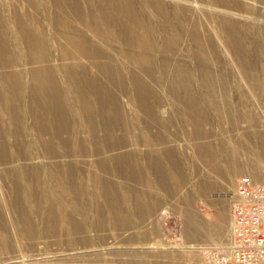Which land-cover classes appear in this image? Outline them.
Listing matches in <instances>:
<instances>
[{
  "label": "rangeland",
  "instance_id": "obj_1",
  "mask_svg": "<svg viewBox=\"0 0 264 264\" xmlns=\"http://www.w3.org/2000/svg\"><path fill=\"white\" fill-rule=\"evenodd\" d=\"M12 11L57 99L36 101ZM0 23L15 56L0 64V264H202L228 243L235 180L264 183V0H0Z\"/></svg>",
  "mask_w": 264,
  "mask_h": 264
},
{
  "label": "bare ground",
  "instance_id": "obj_2",
  "mask_svg": "<svg viewBox=\"0 0 264 264\" xmlns=\"http://www.w3.org/2000/svg\"><path fill=\"white\" fill-rule=\"evenodd\" d=\"M126 4V3H125ZM156 7H160V5H155ZM126 8V7H125ZM128 8V7H127ZM164 8V7H163ZM98 10H99V12H100V14H103V12H104V9L103 8H101L102 10H103V12L101 13V10H100V8H97ZM112 9H113V7H112ZM129 9V8H128ZM126 11L125 12H127V9H125ZM157 10V9H156ZM158 12V11H157ZM12 13H13V18H14V21H15V23H16V26H17V30H18V34L20 35V38H19V40H23L22 42H23V44L26 46V48H27V55H28V61L31 63V67H30V76H31V90L35 93V95H36V93H37V98H36V101L37 102H39V103H41V100H40V98L44 95V93L46 94H55L57 91H56V86H55V79L53 78V76H51L50 74H49V71H48V68H47V66H46V58L43 56V54H42V52H41V49L39 48L40 46L34 41V39H33V37H32V35H30L29 33V31L27 30V27L25 26V24L23 23V21L20 19V17H24V16H22V14H21V16H19V14L15 11H12ZM20 13V12H19ZM162 13H163V11H162ZM167 13V12H166ZM168 14V13H167ZM157 15H158V13H157ZM181 15V14H180ZM27 16V15H26ZM167 16V15H166ZM165 16V17H166ZM103 18H105V19H107L108 18V15H107V12H105L104 14H103ZM167 18V17H166ZM23 20H24V18H22ZM27 19V18H26ZM25 21V20H24ZM63 21L64 20H56V25H57V27L58 26H61V27H66L67 28V26L63 23ZM169 21V20H168ZM168 21H166V22H168ZM171 22V21H170ZM26 23V22H25ZM1 24V23H0ZM24 25V26H23ZM153 26H154V29H151L154 33H156V30L158 29V27L159 26H156L155 24H153ZM164 26L165 25H163L162 26V37L164 38V40L166 39L167 40V33L164 31ZM171 26V25H170ZM166 27V26H165ZM1 29H2V27H1ZM147 30L149 31V28L147 27ZM159 30H160V28H159ZM2 33H4L3 31H1ZM196 32H194V34H195ZM66 34H67V32H66ZM135 34H136V32H135ZM137 34H139V36H136L135 35V38L138 40V42L140 41V37H141V34L140 33H137ZM64 35V34H63ZM77 34H73L72 35V39H70V37H69V35H67V41L69 42V47H68V50H62L63 51V55L65 56V57H68V58H72V54H71V52H70V50H69V48L70 47H72V48H74L75 49V51L76 50H80L81 48H82V45H81V41L80 40H76V38H78L77 36H76ZM229 35V34H228ZM195 37V36H194ZM133 38V37H132ZM169 39V38H168ZM18 40V41H19ZM165 40V41H166ZM195 45L198 47V48H203V43H202V40L200 39V37H198L197 35H196V37H195ZM20 42V41H19ZM170 42L171 43H173V42H175L174 40H171L170 39ZM169 42V43H170ZM1 41H0V64H3V65H5V66H8L9 64H13V63H11V61H12V58H14L15 56H14V54H12V53H10L8 50H9V48H5L4 47V45H1ZM167 44H168V42H167ZM153 45L151 44V47H152ZM17 55V54H16ZM16 59H17V57H16ZM16 62V61H15ZM1 66V65H0ZM3 67V66H2ZM1 68V67H0ZM4 70V69H3ZM68 70V69H67ZM69 72H71V74L73 75V77L75 78L76 77V74H75V72L74 71H70V70H68ZM5 72H6V74L4 75L5 76V78H3V79H5V86L7 87V86H9L10 88H12L11 89V91L13 90V88H14V86H13V84L14 85H16L17 84V76L13 73V71L11 70V69H6L5 70ZM48 72V73H47ZM66 73H68V72H66ZM69 74V73H68ZM79 75V74H78ZM20 77V76H19ZM22 77V76H21ZM54 79V80H53ZM53 81H54V83H53ZM2 86H4V85H2ZM30 86V85H29ZM28 86V87H29ZM1 87V86H0ZM8 87V88H9ZM20 87V86H19ZM2 88V87H1ZM5 88V87H4ZM17 88V87H16ZM6 89V88H5ZM18 89V88H17ZM17 89H15L16 91H17ZM21 89V88H20ZM8 90V89H7ZM9 91H10V89H9ZM1 92V91H0ZM15 92V91H14ZM31 92V91H30ZM3 93V92H2ZM1 93V94H2ZM33 93V94H34ZM1 94H0V96H1ZM17 94H18V92H17ZM31 94H32V92H31ZM34 95V96H35ZM52 96V95H51ZM50 96V97H51ZM55 96H56V94H55ZM36 97V96H35ZM46 97H47V95H46ZM32 98V97H31ZM54 98V97H53ZM58 97L56 96L54 99H57ZM79 98H80V100H85L86 99V97H85V94H84V92H82L81 93V95L79 96ZM10 99V98H9ZM33 99V98H32ZM48 99V98H47ZM4 100V99H3ZM51 100V99H50ZM2 101V100H1ZM6 100H4L3 102H5ZM54 101H56V100H54ZM35 102V101H34ZM47 102V101H46ZM11 103V102H10ZM30 104V103H29ZM32 104V103H31ZM42 104V103H41ZM41 104H36V105H34L35 107H37V112L36 113H33L32 111V117L35 119L34 121H35V123H36V126L38 125V124H40V123H42L41 121H43V116H44V114H43V107H42V105ZM1 105V104H0ZM9 105V104H8ZM12 106V105H11ZM33 106V105H32ZM56 106V105H55ZM1 107V106H0ZM8 108V107H7ZM9 109V108H8ZM12 109V108H11ZM32 109V108H31ZM35 110V109H34ZM55 111V110H54ZM1 112V111H0ZM3 112V111H2ZM7 111H5V113H6ZM45 113V112H44ZM3 114V113H2ZM47 116V115H46ZM12 121H13V119H12ZM44 122V121H43ZM54 122V121H53ZM45 123H46V121H45ZM45 123L43 124V125H45ZM48 124V123H47ZM41 125V124H40ZM39 125V126H40ZM42 126V125H41ZM43 127V126H42ZM43 131H44V129H42ZM40 131V130H39ZM45 132V131H44ZM23 134V133H22ZM42 134V133H41ZM18 136V135H17ZM42 137H44V135L42 136ZM17 138V137H16ZM23 138V137H22ZM41 138V137H40ZM21 141V140H20ZM40 142H41V140H39ZM44 141V140H43ZM47 142V141H46ZM21 143H23V141L21 142ZM39 143V142H38ZM43 143V142H42ZM44 144V143H43ZM48 144V143H47ZM18 145V144H17ZM39 145V144H38ZM22 146V145H21ZM24 146H26L25 144H24ZM19 147V146H18ZM47 147H48V145H47ZM260 147H261V150L263 149V151H264V144L262 145H260ZM23 148V147H22ZM21 148V149H22ZM4 149V148H3ZM49 149V148H48ZM50 150V149H49ZM260 150V151H261ZM263 151H262V153H263ZM203 152V151H202ZM27 153V152H26ZM25 153V154H26ZM29 154V153H28ZM202 155V154H201ZM3 157V156H2ZM5 159V158H4ZM27 159V158H26ZM6 162V161H5ZM212 165V164H211ZM214 168V167H213ZM260 176V175H259ZM256 177V176H255ZM261 178V177H260ZM253 180V179H252ZM254 181V180H253ZM255 182V181H254ZM255 183H257V182H255ZM56 213V212H55ZM104 213H102V215H103ZM48 220L44 223V225H45V233H47V234H50V235H53L56 239L58 238L59 239V232L57 231V228L55 227V225H56V223H55V215H54V213H53V211L51 210L48 214ZM46 215V216H47ZM101 215V216H102ZM60 216V215H59ZM58 216V217H59ZM50 217L52 218V220H49L50 219ZM28 218V217H27ZM27 218H24V220H23V230H24V234H26V235H28V238H32V236H33V226L31 225V223H30V221H26V220H29V219H27ZM60 218V217H59ZM64 218V217H63ZM62 219V218H61ZM188 219V218H187ZM190 219V218H189ZM103 220V219H102ZM62 221V220H61ZM185 221H187V220H185ZM231 221H232V218H231ZM56 222H58L57 220H56ZM71 224V227H70V229L67 231V235H69V236H74L75 237V234L76 233H78V231H79V229H77V228H73L72 227V223H70ZM186 224V223H185ZM58 225V224H57ZM197 225V224H196ZM195 226V225H194ZM68 227V226H67ZM59 228V227H58ZM199 228V227H198ZM64 229V228H63ZM66 229V228H65ZM73 229V230H72ZM197 230H198V232H200V230L199 229H197V228H192L191 227V225L189 224V223H187V226L185 225V231H186V234H187V237H188V239H191L192 241H200V240H210L211 238H213V237H211V236H209V237H207V236H203V234H199L198 232H197ZM19 232H21V231H19ZM193 233V234H192ZM216 233H217V235H221L222 233H221V230H217L216 231ZM22 234V233H21ZM20 234V235H21ZM59 234V235H58ZM231 234H232V227H231ZM231 234H230V238H231ZM62 235V234H61ZM215 235V234H214ZM23 236V235H22ZM22 238V237H21ZM50 238H51V236H50ZM229 238V241H231V239ZM31 240V239H30ZM75 241H78V240H76L75 239ZM229 241H228V243H227V246L229 245ZM57 242H59V241H57ZM214 245H216V244H214ZM221 246H223V245H221ZM201 257H202V254H201ZM15 264H17V263H15Z\"/></svg>",
  "mask_w": 264,
  "mask_h": 264
},
{
  "label": "built area",
  "instance_id": "obj_3",
  "mask_svg": "<svg viewBox=\"0 0 264 264\" xmlns=\"http://www.w3.org/2000/svg\"><path fill=\"white\" fill-rule=\"evenodd\" d=\"M232 198L231 241L201 248L202 264H264V183L241 175Z\"/></svg>",
  "mask_w": 264,
  "mask_h": 264
}]
</instances>
